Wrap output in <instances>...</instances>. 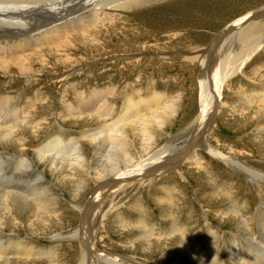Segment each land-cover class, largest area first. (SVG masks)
I'll use <instances>...</instances> for the list:
<instances>
[{"label": "rangeland", "instance_id": "1", "mask_svg": "<svg viewBox=\"0 0 264 264\" xmlns=\"http://www.w3.org/2000/svg\"><path fill=\"white\" fill-rule=\"evenodd\" d=\"M170 1L165 4L170 10L165 13L163 19L161 17L163 13L161 11L159 13L158 6H154V11L147 15V19L145 18V23L130 14L127 9L108 13V16H114V20L103 18L101 23L100 20L96 21L92 18L90 28L86 29L84 26L87 31H91H89L91 34L86 32V38H89L88 46L83 47L74 41L68 42L69 39L62 36L58 42L60 44L68 42L65 49L66 55L62 56V59H58L56 56L50 62H46L50 60L46 57V60L39 65L38 70L36 66H32L31 70L33 71L30 74L32 77L16 73L0 74V98H2L4 106L6 105L5 107L15 104V110L21 111L24 108L31 111L37 107V105L30 107L27 105L28 101H36V104L42 105V102L49 99V104L45 101L38 114L30 118L28 126L31 132L28 133L29 135H25L24 143L26 145L24 147L26 150L22 155L34 164V169L36 168V171L43 177H45L43 171L47 170V166L41 162L38 163L35 149L39 144L46 142L58 133L55 114H58L62 108L58 102L60 97L65 105L70 102V106H78L76 104L78 102L74 103L75 99L70 101L71 93L68 87L71 85L80 89L79 91L83 90L84 93L81 92V101L83 102L90 99L87 97L90 91L106 92L105 89L114 86L113 93L106 96L111 97L112 100H110L109 106L113 109L109 114L110 117L118 114L123 91L127 98H130L134 92L133 95L137 99H153L157 102L155 103L157 108L150 109L145 115L153 114L157 110L163 117L166 116L167 119L161 126L163 132L159 134L155 131L152 132L154 138L150 143L154 144L149 148L148 154L154 156L152 158L149 156L148 161L161 155L157 162L162 163L161 161L169 159L170 163L164 164L165 166L177 163L184 171V178L179 174L170 176L157 173L159 172L157 171L151 174L153 176L151 180H145L142 185L126 181L124 184H130L128 192L124 195L119 193L112 196L111 211L106 214L108 223L106 222L105 227L102 228L100 225V231H97L99 236L95 240L97 245L101 244V248L98 246L99 248L96 250L105 249L115 255V260L133 261L134 259V262L139 264H213V262L214 264H227L228 261L233 260L234 262L237 257L244 255V250L245 253L250 252L246 246L247 240L250 239L257 245H254V248H257L252 251L264 254V234L257 227L258 223L254 217L256 207L264 210V116L256 115L255 111H258L259 106L257 102L252 101L254 98L252 94L260 90V86L252 81L256 83L264 81V12L261 15H248L249 11H256V9L264 7V0H185V4L182 5V3L180 6V1H175V5L178 6L169 4ZM246 15L249 16L247 20H245ZM241 17H244L245 22H242L238 27L237 41L241 40L240 45L246 47H255L258 42H260V46L250 57L242 56L243 53H241L235 59L231 54L237 65H234V73L230 75L222 89L223 98L221 106L217 108L214 127L203 134L204 142L208 147L213 149L216 147L215 149L227 156L224 159H218L210 156L202 148V150L195 148L193 154L198 156L197 159L182 158L179 153L180 149L188 142L189 136L198 122L196 115L199 111V102L198 92H196L198 91L196 76H198L200 68L196 62L192 63L180 56L170 58L169 54L179 48L191 51L192 47L207 44L214 35L233 25L231 23ZM89 20L91 21V18ZM229 23L230 25H228ZM99 25L106 28L109 26V29L116 27L113 28L114 30H110L112 32L98 36L93 31L95 29L98 31ZM187 32L195 33L197 36L193 34L194 38H190ZM244 32L247 34L243 41ZM250 32L253 33L247 37ZM171 34L174 37L167 36ZM230 34L232 32H229L226 37H231ZM254 36L255 38L252 39ZM84 37L81 35V38ZM206 37L207 40H205ZM247 38H250L248 44L246 43ZM227 40L221 44L223 47L228 45L226 44ZM72 45L74 46L72 47ZM59 50L52 44H43L33 48V51L38 54L48 55L58 54ZM231 61L234 63V60ZM240 62L242 65L238 67ZM126 84H128L127 87H125ZM84 98L86 99L84 100ZM81 101L79 103L83 104ZM170 102L174 104V106L172 104L173 109L164 115L163 110ZM63 103L62 105H64ZM162 105L165 107L164 109ZM42 117L48 119L43 122ZM107 120L100 119L92 125L84 123L85 121L82 119H73L68 124H60L62 120L57 121L68 137L78 142L77 146L81 145L85 148L86 152L83 153H89L86 156L89 158L92 146L89 145L87 138L83 137L82 130L88 126L90 128L101 126ZM34 125L37 128L44 125L45 128L39 127L43 129H41L43 132L32 137L35 134ZM140 140V136L137 137L135 143L137 147L140 145ZM174 143L177 144V147ZM169 144L173 147H170ZM153 149H157V152ZM14 152L15 148L0 145V165H3L7 159L16 161L18 155H15ZM172 158L173 161H171ZM14 161L10 164L7 162L0 168V185H2L0 189L6 185L23 186L25 184L23 178L26 174H15L22 168L13 170L16 167ZM242 163L247 164V170L243 171L239 166ZM251 167L253 168L251 169ZM4 172H7L6 175ZM28 177L33 179L32 175ZM22 180L23 182L20 183ZM46 181H51V175H46ZM32 182L34 180L30 183L32 184ZM51 188V186L48 187L49 192L54 190L56 195L55 201L51 205L63 218L64 229H67V225L76 223L78 218L74 215L75 213L71 212L70 202L73 195L71 185L66 187L67 189L61 186L57 187L58 189ZM44 192L47 191L44 190ZM49 192L47 193L49 194ZM89 195L88 191L86 199ZM75 203L73 202V204ZM14 214H16L17 220H21L19 222L22 223L23 218L21 219L20 214L17 211ZM242 217H247L250 221L247 219L248 221L245 222ZM120 220L124 221V225L125 222H128L129 227L125 225L126 228H122L118 223ZM142 222L149 228L157 229V232L161 230V233L164 234L158 239L153 235V237H149L150 246L160 242L156 248H151V254L143 255L142 249L148 248L149 245L145 243L147 242L145 241L146 237H142L146 228V226H142ZM23 229L20 227L17 232L21 238H27V246L30 245L34 252L42 250L46 255L32 258L31 263L77 264L81 253L79 245L74 240L58 238L57 236L61 232L52 231L51 228L46 232H38L36 229L31 232ZM122 229L127 232H123ZM4 231L10 233L8 227H5ZM101 235L104 237L102 241ZM189 244L192 245L190 246L192 250L198 249L199 255L204 257L197 255L195 259L191 258L190 252L192 251L188 250ZM181 245L183 249H181ZM208 254L215 255L214 261L206 262Z\"/></svg>", "mask_w": 264, "mask_h": 264}, {"label": "bare ground", "instance_id": "2", "mask_svg": "<svg viewBox=\"0 0 264 264\" xmlns=\"http://www.w3.org/2000/svg\"><path fill=\"white\" fill-rule=\"evenodd\" d=\"M167 1L169 0H0V74L6 75L16 73L27 77L32 74V66H36V69L38 70L40 68L39 65L46 60V57L50 59L46 62H50L53 58H56V56L58 59H62V56L66 55L65 49L68 46V42L74 41L76 44L79 43V45L83 47L88 46L87 41L89 38H86V32L89 33L90 30L87 31L86 29L90 28L92 18L96 21L100 20V22L103 18L107 20H114V16H108V13H111L112 11L127 9L130 14L138 17L145 23L147 15H150V12L154 11L153 7L158 6V12L160 13L161 11L163 13V16H161L163 19L165 13L170 10V8L165 6ZM175 1L181 2L179 3V6L182 3V5L185 4V0H171L169 4L178 6L175 5ZM262 12H264V7L256 9V11H249L248 15H261ZM249 16L246 15L245 20H247ZM89 18H91V21ZM242 22H245L244 17L238 18L236 21L231 23L233 25L228 26L227 28L225 27L226 29H222L223 31L214 35L207 44L204 43L205 45L202 44V46H196L197 48L192 47L190 48L193 49L191 51H184L179 48L175 52L173 51V53L169 54L170 58L180 56L181 58L184 57V59L192 61V63L196 62L200 68V72L198 76H196L198 86V91L196 92H198L197 98L199 102V111H197L198 114L196 115L198 122L196 127L193 125L195 128H193L194 130L190 134L188 142H186L181 149L179 148L181 150L179 153L182 158L189 157L193 160L197 159L198 156L193 154L195 153V148H202L204 151L208 152L210 156L218 159H224V157L227 156L215 149L216 147L214 149L210 146L208 147L204 142L205 139L203 138V134L214 127V118L218 111L217 108L221 106V99L223 98L222 89L230 75L234 73V65H237L235 60L237 58L236 56L243 53L242 56L250 57V55L254 54L260 46V42H258L255 47L240 45L241 40L237 41L238 27H240ZM228 25H230V23ZM98 27L99 30L96 31L95 29L93 33L98 34V36H103L104 34L106 35L107 33L112 32L110 30L116 26H112L113 28L111 29H109V26L106 28L103 25H99ZM98 27L96 26V28ZM229 32H232V34H230L231 37H226ZM251 33L253 32H250L247 37H249ZM187 34H189L190 38L197 36L195 33H193V36L191 32H187ZM246 34L247 32L243 33V41ZM81 35L85 37L81 38ZM172 35L173 34L167 36L174 37ZM62 36L69 39L66 44H60L58 42V39ZM228 38L229 40H227ZM254 38L255 36L252 39ZM205 40H207V37ZM225 40H227L226 44L228 45L223 47L221 44ZM249 40L250 38H247V41L245 40L246 43ZM43 44H52L56 47V49H60L59 51L61 53L58 51V54L48 55L42 53L38 54L33 51L34 47H39ZM73 46L74 45H72V47ZM231 54L235 57V59H232ZM231 60H234V63ZM64 63L65 62H63V64ZM241 65L242 62L238 64V67H241ZM30 76L32 77V75ZM252 82H254L257 86H260V90L252 94L254 96L252 101L257 102V105L259 106H257L258 111H255L256 115L260 114L264 116V81L258 83L255 81ZM127 85L128 84H126L125 87H127ZM68 88L71 93L70 101L75 99L74 103L78 102L76 103L78 106L72 107L70 106V102L65 105L63 103V99L60 97L58 102L62 108L58 114H55V123L59 129L57 130L58 133L50 137V139L46 142L39 144L35 149L38 163L41 162V164L47 166V170L43 171L45 177L40 175V173L36 171V168L34 169V164L22 155H24L26 150L24 147L26 145L24 143L26 138L25 135L31 132L30 127L28 126V123L30 124V118L38 114L45 101L49 104V99L42 102V105L36 104V101H28L27 105L30 107H35L37 105V107L31 111H28L27 108H24L21 111L15 110V104L5 107L6 105L4 106L3 100L0 98V145L15 148L14 154L18 155L17 158L15 157L16 161L13 159H7L4 164L7 162L10 164L14 161L16 163V165L14 164L16 167L13 170L18 169L19 167L22 168V170L20 169V171L15 174H26L25 178H23L25 179V184L23 186L12 184L3 186L0 189V264H33L30 262L32 258L46 256L42 250L34 252L30 245L27 246V238H21L17 232L20 227L24 228L23 230L25 231L31 232L33 229H36L38 232H46L49 228H51L52 231L61 232L60 235L57 236L58 238L74 240L79 245L81 253V255L79 254L80 257L77 264H139L134 262V259L133 261L115 260V255L107 252L105 249L101 251L96 250V248H99L98 246L101 244L97 245L95 238L97 239V236H99L97 233V231H100L99 226L101 225L102 228L105 227L106 222L108 223L106 214L111 211L110 202L112 200V196L118 195L119 193L124 195V193L128 192L127 189L130 184H124L126 181H133V184L136 183L137 185H142L145 180H151L153 178L151 174L157 171H159L157 173L169 174L170 176L173 174H179L181 176L184 175V171L181 170L177 163H174L171 166L164 165L169 162V159H165L161 161L162 163H158L157 161L161 156L159 154V156L157 155L158 157L155 156L154 159L148 161V157L151 156L148 154L150 152H148V150L151 145L154 144L150 143V141L154 138V134H152V132L155 131L158 134L163 132L161 131V126L164 125L167 118H165L166 116L163 117L161 112H158L156 109L153 114L145 115V113L150 109L154 110V108H157L155 104L157 102L153 99H137V97L133 95L134 92L130 95V98H127V96H125V91L122 93L123 96L121 95V104L118 109V114L116 116L113 115L114 117H110L109 114L113 110L109 108L111 97L109 98L106 96L113 93L114 86H110L109 89H105L106 92L101 90L90 91V94L87 95L90 99L85 102L81 101V92H83V90L79 91L80 89L78 90V88L74 85H71ZM62 95H64V93H62ZM78 99L81 103L83 102V104H80ZM85 99L86 98H84V100ZM62 103L64 105H62ZM172 104L171 102L170 104L168 103L167 106H165L167 108L162 105L163 109L165 108V110H163L164 115H166L168 111H172ZM42 119L44 122L48 118L42 117ZM73 119H82L85 121L84 123L91 125L96 123L95 121L97 120L104 119V121H106V119H108L107 122L101 126H93L91 128L88 126V128L86 127L82 130L83 137H86L89 145L92 146L89 158L86 157L89 153L84 154L86 152L85 148L81 147V145L80 147L77 146L78 142L73 138H69L68 134H66L62 127L58 125L59 120H62L61 122L59 121L60 124H68L71 123L70 121ZM35 125V134L32 137L40 135V132H43L42 130L45 128L44 125L39 126L43 127V129L39 127L37 128ZM139 136L141 142L139 147H137L135 143L137 137ZM180 140L182 141V139ZM169 145L170 147L172 146L171 144ZM157 149L153 150H156L157 152ZM153 156H151V158ZM145 160L148 162H144ZM171 161H173V158ZM3 165L1 164L0 168H2ZM239 166L243 169V171L247 170L246 163H242V165ZM252 168L253 167H251V169ZM6 173L7 172H4L5 175ZM29 175H32L33 179H30L28 177ZM46 175H51V181H46ZM8 180L10 179L8 178ZM32 180H34V182L31 184L30 182ZM22 182L23 180L20 183ZM70 185L71 191L73 192L70 202V207L72 208L71 212L75 213L74 215L78 218L76 223H73L72 225L68 224L67 229H64L63 218L59 216L58 211L56 212L54 206L52 207L51 205V203H54L56 198L54 193L55 191L51 190L50 193L48 187L51 186L53 189H56L61 186L67 189L66 187H70ZM42 188L49 192V194L44 192ZM88 191L90 195L86 199ZM129 195L127 196L129 197ZM127 196L125 197L127 198ZM73 202L76 203L73 204ZM256 208L257 209L254 214L256 222L258 223V226H256L259 227L264 234V210L259 207ZM14 210L20 214L19 216L21 219L23 218L22 223L19 222L21 220H17L16 214H14L16 211ZM25 214H27V216H25ZM242 215H244V213H242ZM247 217H242V219L246 222L249 220ZM118 223L122 226V228H124L125 225L126 227H129L128 222H125L126 224L124 225L123 220H120ZM143 225L146 226L145 223L142 222V226ZM5 227L9 228L10 233H5ZM122 231L127 232V230L124 231L123 229ZM144 233V236L142 235V237L147 238V240L145 238V241H147L145 243L147 245H149V237L152 235L157 239L164 235L161 233V230L157 232V229L155 230L147 226ZM100 239L102 241L104 237L101 235ZM158 244H160V242H157L156 245H149L148 248L142 249L144 251L143 255L147 253L149 254L151 248H156ZM254 245L256 244L253 241H250V239L247 240L246 246L250 252L245 253L244 250V255L237 257L234 262L233 260L230 262L228 261L227 264H264V254H258L256 251L253 252L252 250L257 248H254ZM190 246L192 245L189 244L188 250L192 251L190 252L191 258L195 259L197 255H199V252H197L198 249L194 251L195 248L192 250ZM181 249H183L182 245ZM32 254L35 257H32ZM206 256V262L212 260L214 261L215 255L212 256L211 254H208ZM201 257L204 256L201 255Z\"/></svg>", "mask_w": 264, "mask_h": 264}]
</instances>
